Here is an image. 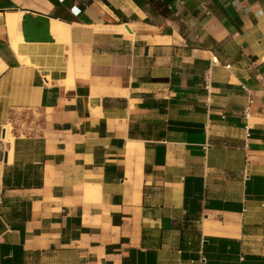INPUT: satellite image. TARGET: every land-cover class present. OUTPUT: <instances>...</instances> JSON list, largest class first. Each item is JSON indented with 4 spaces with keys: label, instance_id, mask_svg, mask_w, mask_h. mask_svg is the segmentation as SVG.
<instances>
[{
    "label": "crops",
    "instance_id": "1",
    "mask_svg": "<svg viewBox=\"0 0 264 264\" xmlns=\"http://www.w3.org/2000/svg\"><path fill=\"white\" fill-rule=\"evenodd\" d=\"M9 1L0 264H264V0Z\"/></svg>",
    "mask_w": 264,
    "mask_h": 264
},
{
    "label": "bare ground",
    "instance_id": "2",
    "mask_svg": "<svg viewBox=\"0 0 264 264\" xmlns=\"http://www.w3.org/2000/svg\"><path fill=\"white\" fill-rule=\"evenodd\" d=\"M5 20H6V29H7V34L10 39L11 45L13 47H16L17 41L19 40V30H22L23 33V11L22 10H16V11H10L7 12L5 15ZM68 31L67 25L61 24L57 21H52L51 25V32L54 35L58 34H66ZM1 69V68H0ZM72 77V73H69V78ZM6 133H5V138H7L9 141H12V136L9 135V125L4 126Z\"/></svg>",
    "mask_w": 264,
    "mask_h": 264
},
{
    "label": "water",
    "instance_id": "3",
    "mask_svg": "<svg viewBox=\"0 0 264 264\" xmlns=\"http://www.w3.org/2000/svg\"><path fill=\"white\" fill-rule=\"evenodd\" d=\"M0 9H7L16 11L18 10V6L9 1V0H1L0 1ZM48 18L42 15H38L37 17L29 18L27 15L23 16V35L28 40L34 41H46L49 40V36L47 34V23Z\"/></svg>",
    "mask_w": 264,
    "mask_h": 264
},
{
    "label": "built area",
    "instance_id": "4",
    "mask_svg": "<svg viewBox=\"0 0 264 264\" xmlns=\"http://www.w3.org/2000/svg\"><path fill=\"white\" fill-rule=\"evenodd\" d=\"M209 80H210V76H209V73L207 72V73H205L204 76H203V82H204L205 87L208 86ZM242 87L244 88L243 85H242ZM247 113H248V108H245V109H244V115H245V117L247 116ZM201 260L204 261V258L201 257Z\"/></svg>",
    "mask_w": 264,
    "mask_h": 264
},
{
    "label": "rangeland",
    "instance_id": "5",
    "mask_svg": "<svg viewBox=\"0 0 264 264\" xmlns=\"http://www.w3.org/2000/svg\"><path fill=\"white\" fill-rule=\"evenodd\" d=\"M9 135H11V133H10V128H9Z\"/></svg>",
    "mask_w": 264,
    "mask_h": 264
}]
</instances>
